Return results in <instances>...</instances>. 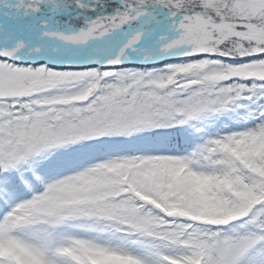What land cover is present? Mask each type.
Instances as JSON below:
<instances>
[{"label":"snow or ice","instance_id":"6c2138e0","mask_svg":"<svg viewBox=\"0 0 264 264\" xmlns=\"http://www.w3.org/2000/svg\"><path fill=\"white\" fill-rule=\"evenodd\" d=\"M0 264H264V0H0Z\"/></svg>","mask_w":264,"mask_h":264}]
</instances>
